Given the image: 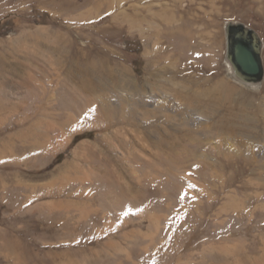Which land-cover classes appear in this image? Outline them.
<instances>
[{
    "label": "rangeland",
    "instance_id": "obj_1",
    "mask_svg": "<svg viewBox=\"0 0 264 264\" xmlns=\"http://www.w3.org/2000/svg\"><path fill=\"white\" fill-rule=\"evenodd\" d=\"M245 30L259 86L232 77ZM98 45L139 85L187 63L264 102V0H0V264H264V158L237 162L221 119L170 92L157 119L107 126L66 73Z\"/></svg>",
    "mask_w": 264,
    "mask_h": 264
},
{
    "label": "bare ground",
    "instance_id": "obj_2",
    "mask_svg": "<svg viewBox=\"0 0 264 264\" xmlns=\"http://www.w3.org/2000/svg\"><path fill=\"white\" fill-rule=\"evenodd\" d=\"M139 29L141 32L143 31L142 28ZM177 36L185 42L189 43L190 41L188 31L186 33L181 31ZM94 48L88 51L76 50L66 64V73L69 79L77 82L84 92L88 94L91 101L101 109L107 126L137 125L139 121L137 119H157L159 116L158 111L161 114L171 111L168 108L170 96L168 93L170 92L174 94V98L178 102L189 104V108L196 105L205 119H216V116L221 119V131L228 133L235 141L236 144L234 145H237L233 153L237 162L250 165L258 157L264 158V102H261L263 99L259 101L251 94L244 93L238 90L237 87L231 86L227 81H220L212 85V82L209 81L211 79L206 80L203 77L200 79L190 78L191 67L187 63L177 71L151 69L152 78L150 77L151 79L147 80L144 85H139L132 79L130 71L123 64L125 61L121 59L122 56L102 45ZM232 56H229V59ZM232 62L234 63L230 66L232 77L236 81L238 80V82L247 87L260 85V82L241 72L235 66L233 59ZM163 74L172 76L168 80L164 79ZM125 75L130 77L132 85L126 84L124 81ZM178 79L184 84L175 83V80ZM208 87H211V90ZM208 108L213 110L206 113L205 110H208ZM163 116L165 117V115ZM191 119H195V117ZM75 126L79 128L77 123ZM77 130L79 132L81 129ZM176 144V141H173L170 146L164 142L159 143L160 146L171 149L173 152ZM245 150L250 151L251 157H246L248 153L245 155ZM262 169L264 170V164ZM262 185L264 187V183ZM235 210L241 213L239 206H236Z\"/></svg>",
    "mask_w": 264,
    "mask_h": 264
},
{
    "label": "water",
    "instance_id": "obj_3",
    "mask_svg": "<svg viewBox=\"0 0 264 264\" xmlns=\"http://www.w3.org/2000/svg\"><path fill=\"white\" fill-rule=\"evenodd\" d=\"M236 25L234 24H229L227 27L228 34L230 35V30L231 27H234ZM251 33V38H252V51L245 48V47H238L237 49V54H236V62L235 66L241 70L245 75L248 77H251L252 79H255V81L260 82V78H257L258 75H260V64L258 61L259 53L261 50V45L259 41V37L256 33L250 32L248 30H245V34ZM230 56V53H229ZM229 59V57H228ZM232 59H229L232 64Z\"/></svg>",
    "mask_w": 264,
    "mask_h": 264
},
{
    "label": "flooded vegetation",
    "instance_id": "obj_4",
    "mask_svg": "<svg viewBox=\"0 0 264 264\" xmlns=\"http://www.w3.org/2000/svg\"><path fill=\"white\" fill-rule=\"evenodd\" d=\"M231 46H230V49H231V51H230V56H232L231 58H233V60L236 62V54H237V49H238V47H240V46H242V47H245V48H247V49H249V50H253L252 49V44H250V43H248L246 40H244V39H236V41L235 42H233V41H231ZM233 45V46H232ZM233 49H234V51H233Z\"/></svg>",
    "mask_w": 264,
    "mask_h": 264
},
{
    "label": "trees",
    "instance_id": "obj_5",
    "mask_svg": "<svg viewBox=\"0 0 264 264\" xmlns=\"http://www.w3.org/2000/svg\"><path fill=\"white\" fill-rule=\"evenodd\" d=\"M79 139H80V136H77V137L75 138V142L78 141Z\"/></svg>",
    "mask_w": 264,
    "mask_h": 264
}]
</instances>
